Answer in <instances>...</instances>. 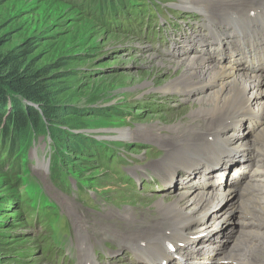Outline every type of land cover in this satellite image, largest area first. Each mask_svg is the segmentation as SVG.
<instances>
[{
    "label": "rangeland",
    "instance_id": "1",
    "mask_svg": "<svg viewBox=\"0 0 264 264\" xmlns=\"http://www.w3.org/2000/svg\"><path fill=\"white\" fill-rule=\"evenodd\" d=\"M201 1L211 5L217 0H191ZM187 2L149 0L150 8L138 5L134 13L135 23L144 32L128 30V23L117 32L61 2L0 0V59L18 56L25 71L47 72L51 95L47 109L52 114V120H45L42 131L31 141L36 149L23 150L19 173L11 172L4 166V155L0 157V264H81L82 240L93 248L90 254L94 253L97 264H144L119 237L136 225L143 228L152 214L157 217L152 224L161 222L158 215L168 212L175 201L188 203L181 208L183 213L192 210V203L181 198L188 191L183 183L200 189L201 177L189 179L188 171L182 170L177 183L170 186L159 175V166L169 156L184 157L171 148L180 140L177 131L184 126L201 128V117H191L199 107L196 98L213 91L207 85L164 93L181 75V69L172 68L183 57L175 49L187 50L189 40L201 45L203 35L211 38L206 16L185 7ZM181 7L191 12L183 10L182 14H188L180 16L175 12L182 11ZM217 27L224 30L219 22ZM172 126L175 130L167 136L165 131ZM126 129L133 132V138H121L120 130ZM28 135H16L15 139L28 144L33 136L24 138ZM77 135L103 142L105 153L110 154L109 166L93 154L96 144L91 145L90 140L78 144L73 139ZM246 139L250 142L249 134ZM56 150H66L70 156L66 167L77 178L72 177L66 188V177L57 185L50 175ZM58 172L54 171L55 177ZM128 176L134 182L127 180ZM80 179L85 185L78 191ZM159 183L167 190L158 188ZM231 198L225 204L233 202L227 206L228 227L224 225L227 228L223 230V222L215 220L209 228L223 230L227 236L224 245H218L220 238L213 244L215 250L223 248L222 253L242 228L239 211L234 208L237 197L233 194ZM198 227L193 225L186 232L200 238L206 233L198 232ZM147 229L149 226L143 228ZM204 239L195 240L202 243ZM175 252L180 251L177 248Z\"/></svg>",
    "mask_w": 264,
    "mask_h": 264
},
{
    "label": "bare ground",
    "instance_id": "2",
    "mask_svg": "<svg viewBox=\"0 0 264 264\" xmlns=\"http://www.w3.org/2000/svg\"><path fill=\"white\" fill-rule=\"evenodd\" d=\"M187 1L185 7L188 5L191 11L206 16L211 38L201 36L203 49L195 42L197 40H189L190 50L175 49L183 57L176 60L172 68L181 69V75L164 93L197 90L207 85H211L213 91L196 98L199 107L191 117H201L199 120L204 122L201 128L184 126V130L177 131L176 138L180 140L171 144L172 150L184 157L169 156L159 166V175L165 185L171 186L177 183L181 171L186 170L189 179L201 177L197 185L200 189L183 183L188 191L181 198L194 206L189 213L181 209L188 206L187 202L175 201L169 205L168 212L158 215L161 222L152 224L157 218L152 214L141 226H149V229L136 225L119 238L133 255L148 264H264V67H256L253 61L264 54V0H217L211 5ZM178 14L186 16L188 13ZM218 22L223 31L217 27ZM230 58L239 60L235 65H228ZM166 130L168 136L175 128ZM120 133L124 140L133 136L128 129ZM175 160L178 163L173 164ZM232 168H235L234 174L228 178ZM233 194L237 197L234 208L239 211L238 223L242 228L222 253L223 248L215 250L213 244L220 238L218 245H224L227 238L223 230L228 227L226 217L230 216L226 215L227 206L233 202L225 204L233 200ZM179 214L182 217H178ZM166 216L168 222H165ZM215 220L223 222V230L209 229ZM198 224V232L206 233L202 237L186 232ZM81 235L83 238L84 233ZM196 237L205 239L198 243ZM172 244L180 251L178 254L168 251ZM80 245L81 264H97L88 242L82 240Z\"/></svg>",
    "mask_w": 264,
    "mask_h": 264
},
{
    "label": "trees",
    "instance_id": "3",
    "mask_svg": "<svg viewBox=\"0 0 264 264\" xmlns=\"http://www.w3.org/2000/svg\"><path fill=\"white\" fill-rule=\"evenodd\" d=\"M53 1L79 9L86 17L94 18L100 26H110L117 32L124 30V26H122L124 23H128L127 29L130 31L137 28L138 32H144L141 26L135 23L134 13L136 7L145 4L146 0ZM18 59V56L0 59V157L4 155V166L8 165L11 172L17 171L19 173L20 167L23 165V150L29 148L30 152L33 147L31 141L42 131L45 120H52V114H49L47 109L51 103V95L46 86L47 72L40 70L31 74L24 70ZM30 104L37 105L39 109ZM24 133H30L24 138L30 137L31 134L33 136L30 137L28 144L22 145L15 138L16 135H23ZM53 139L57 142V137ZM73 139H77V143L81 145H85V141L88 140L91 141V145L96 144V148L93 147V154L102 163H107L109 166L110 154L105 153L104 148L106 147L105 145L102 146L103 142L87 138L84 135L74 136ZM73 144L75 145V142ZM72 149L75 150L73 145ZM56 152L52 175L57 170L67 178L73 177L76 180L74 172L66 167V162H69L70 158L66 150L63 152L56 150ZM80 181V184L78 183L79 191L82 190V185H85L81 179ZM65 236L66 234H64Z\"/></svg>",
    "mask_w": 264,
    "mask_h": 264
},
{
    "label": "water",
    "instance_id": "4",
    "mask_svg": "<svg viewBox=\"0 0 264 264\" xmlns=\"http://www.w3.org/2000/svg\"><path fill=\"white\" fill-rule=\"evenodd\" d=\"M30 105H33V104H30ZM33 106L39 109V107L37 105H33Z\"/></svg>",
    "mask_w": 264,
    "mask_h": 264
}]
</instances>
